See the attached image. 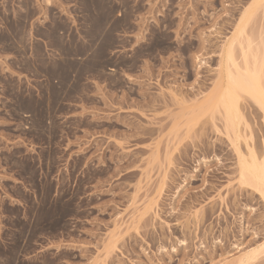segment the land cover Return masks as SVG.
Here are the masks:
<instances>
[{
    "label": "rangeland",
    "instance_id": "rangeland-1",
    "mask_svg": "<svg viewBox=\"0 0 264 264\" xmlns=\"http://www.w3.org/2000/svg\"><path fill=\"white\" fill-rule=\"evenodd\" d=\"M253 2L0 0V264H264L263 114L198 107L232 40L264 85Z\"/></svg>",
    "mask_w": 264,
    "mask_h": 264
},
{
    "label": "bare ground",
    "instance_id": "bare-ground-1",
    "mask_svg": "<svg viewBox=\"0 0 264 264\" xmlns=\"http://www.w3.org/2000/svg\"><path fill=\"white\" fill-rule=\"evenodd\" d=\"M259 1L261 0H254L251 7L255 6ZM262 2L264 1L262 0ZM251 7L246 10L245 13H243L244 17L248 18L249 14L251 13L250 10L253 9ZM241 27L242 26L239 27V30ZM233 41L234 40L230 41L222 49L223 61L225 63V75L222 86L220 83L217 85V89L218 87L221 89L216 90L213 94L209 95L207 98H204L202 102H200L201 104L199 103L201 106L199 105L198 107H200L203 113L209 109V107L216 110H222L221 113L223 114L222 117H224L223 119L225 120L227 130L229 129L232 133H234V135L236 134V137H240L239 124L240 120L242 119L240 110L238 109V102L239 98L241 97L240 93H246L254 101V103L261 110L264 118V85L260 81L261 79L259 78L257 71L248 66L250 64H248V51L250 50L249 47L251 46L249 45V40L247 43V49H241V58H243V63L242 61L241 63L244 64V67H240L236 62L237 58L235 59L234 56L235 47H233ZM253 52L251 54H253ZM254 54L252 55L253 57L255 56ZM252 64L254 63L252 62ZM204 104L207 105V109ZM248 152L249 153L246 156L238 152L240 165L239 173L242 179L241 183L252 188L261 196V198L264 199V141L263 152L261 157L259 156L260 158L256 156V153L253 150H248ZM250 258L251 255L247 258L241 259L240 263H244Z\"/></svg>",
    "mask_w": 264,
    "mask_h": 264
}]
</instances>
